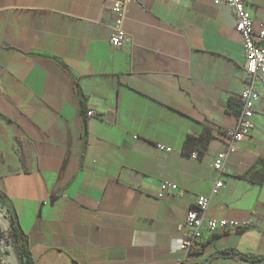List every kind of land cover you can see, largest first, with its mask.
Segmentation results:
<instances>
[{"label":"crops","instance_id":"0c3cea01","mask_svg":"<svg viewBox=\"0 0 264 264\" xmlns=\"http://www.w3.org/2000/svg\"><path fill=\"white\" fill-rule=\"evenodd\" d=\"M215 1L131 0L115 49L112 0H0V197L37 264H181L179 226L202 196L208 219L244 228L205 229L188 264L228 250L264 260L262 85L212 195L237 125L228 103L246 89L243 37ZM244 1L259 34L264 0ZM205 127L214 139L196 161L184 144ZM164 183L178 191L160 199Z\"/></svg>","mask_w":264,"mask_h":264},{"label":"built area","instance_id":"2783aa9c","mask_svg":"<svg viewBox=\"0 0 264 264\" xmlns=\"http://www.w3.org/2000/svg\"><path fill=\"white\" fill-rule=\"evenodd\" d=\"M131 0H112V12L115 21L112 26V37L110 43L115 49L121 48L126 41L124 24L126 21L127 7ZM224 4L233 14L235 29L243 37V53L246 60V68L243 80L246 84L244 92L237 97L242 103V109L237 117V125L233 129L227 130L224 135L225 146L220 151L213 164L216 174L215 185L212 195H216L224 187V176L228 159L236 151V145L243 139L250 136L254 129L252 118L255 113L256 104L260 100L257 90L258 85L264 86V51L260 45L264 43V29L256 34L253 31V21L247 10L244 0H216L215 5ZM87 116L94 117L95 114L89 111ZM156 148L160 152L170 153L172 150L163 145L157 144ZM190 157L193 160L199 159L198 151H194ZM178 187L170 183H164L158 197L161 199L168 192H177ZM210 209V198L199 197L195 205L187 212L185 222L179 226L184 230L181 238V251L184 259L181 264H188L192 256L199 254L203 249V236L205 229L210 233H223L229 230L244 228L241 224L233 220L208 219L207 213Z\"/></svg>","mask_w":264,"mask_h":264},{"label":"trees","instance_id":"16d2710c","mask_svg":"<svg viewBox=\"0 0 264 264\" xmlns=\"http://www.w3.org/2000/svg\"><path fill=\"white\" fill-rule=\"evenodd\" d=\"M82 106L83 103H81V107ZM228 108L232 110L233 113L236 114L238 117L242 109V103L238 99L231 98L228 103ZM213 139H214V134H213V129L211 127H205L203 133L199 137H194L189 135L184 144V149H183L184 154L190 156L194 151H198L199 156L203 155L207 145ZM4 205L12 219L13 231L11 233V238L13 240L16 257L19 264H37L31 253V248L27 235L22 231V229L18 225L17 218L14 215V213L10 210V208L7 206V203L4 202ZM2 234L3 233L0 232V235ZM226 253L238 254L244 261L252 264H256L263 260L250 254L239 253L236 250H228L226 251ZM1 262H2V253L0 251V263Z\"/></svg>","mask_w":264,"mask_h":264},{"label":"rangeland","instance_id":"374dc122","mask_svg":"<svg viewBox=\"0 0 264 264\" xmlns=\"http://www.w3.org/2000/svg\"><path fill=\"white\" fill-rule=\"evenodd\" d=\"M13 231L12 219L0 197V251L2 253V262L0 264H19L11 233Z\"/></svg>","mask_w":264,"mask_h":264},{"label":"water","instance_id":"95a60500","mask_svg":"<svg viewBox=\"0 0 264 264\" xmlns=\"http://www.w3.org/2000/svg\"><path fill=\"white\" fill-rule=\"evenodd\" d=\"M216 257H229V258H234V259H237L238 261L244 263V264H252V263H249V262H246L244 261L240 255L238 254H234V253H226V252H217V253H214L213 255H211L206 261H204L203 264H211V262L213 261L214 258ZM256 264H264V260L256 263Z\"/></svg>","mask_w":264,"mask_h":264}]
</instances>
